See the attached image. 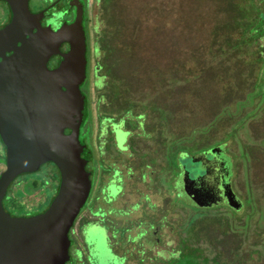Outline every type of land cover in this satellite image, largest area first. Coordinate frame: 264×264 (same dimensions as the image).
<instances>
[{
	"label": "flooded vegetation",
	"instance_id": "af4514ba",
	"mask_svg": "<svg viewBox=\"0 0 264 264\" xmlns=\"http://www.w3.org/2000/svg\"><path fill=\"white\" fill-rule=\"evenodd\" d=\"M97 1L28 0V10L31 14L42 13L41 27L49 26L52 31L72 24L81 13L89 55V11L91 4L95 8ZM11 18L10 7L0 1V29ZM67 50L68 44L60 48L61 54ZM60 60L59 56L50 58L47 68L55 69ZM99 111L95 131L88 125L86 112L80 127L79 141L85 146L81 157L86 160L91 188L69 232L66 264H180L181 261L184 264H243L238 235L222 227L223 221L207 218V213L220 208L237 216L245 203L233 189V173L224 153L225 146L181 157L180 139L166 145L161 130H145L146 113L135 118L125 114L106 117L100 116ZM132 120L133 126L130 125ZM217 148L221 151L211 155L210 151ZM166 152L175 156L171 167ZM4 161H0V165H4ZM56 173L53 172V176L57 181L45 187L47 195L42 205L50 204L56 195L57 169ZM24 176L28 175L18 179ZM228 188L239 209L228 205L225 195ZM6 199L7 194L3 208L10 214L4 206ZM10 207L20 210L14 201ZM42 212H34L29 217ZM202 224L207 227L200 229Z\"/></svg>",
	"mask_w": 264,
	"mask_h": 264
},
{
	"label": "rangeland",
	"instance_id": "374dc122",
	"mask_svg": "<svg viewBox=\"0 0 264 264\" xmlns=\"http://www.w3.org/2000/svg\"><path fill=\"white\" fill-rule=\"evenodd\" d=\"M236 1L238 6L245 5L253 11L263 7L260 0ZM227 4L228 2L225 1L220 7V2L217 0H114L108 17H103L99 9L91 4L89 11L90 66L94 68L96 62L92 56V50L97 42L93 31V17L97 16L98 20L106 19L103 20V26H100L101 31L112 22H121L124 17L125 21H128L129 28H122L124 35L111 37L110 42L118 45L115 43L125 41L135 46L133 56L142 64L128 63L122 73L133 74L135 69L131 66L134 64L138 69L133 74L135 79L131 87L137 86L140 93L149 96L143 100L146 102L137 104L132 118L144 113L143 107L149 106L153 101L158 102L171 112L167 116V122L159 121L158 114L151 113L147 108L144 127L147 132L161 130L166 145L179 139H183L181 144L183 147H191L198 141L207 145L219 144V142L225 144L223 149L231 164L233 189L245 203L242 212L237 216L231 215L225 208H220L211 214L207 213V218L223 221L222 227L231 229L233 235H238L241 254L245 260L243 264H264V104L259 111L251 114L252 117L246 120L243 127L235 126L253 110V106L249 103L241 109L235 108V104L243 100L245 93L252 91L255 72L256 75L261 69L264 72V63L259 64L255 61L264 54V39L255 40L241 47L240 50H231L228 43L239 38L240 31L237 30L229 34L218 32L217 41H215L216 28L221 27L220 23L225 24L224 21L227 23L225 14L219 15L218 9L226 8ZM131 20H136L138 27L142 26L143 30L138 34L129 33L130 27H134L130 23ZM155 25L165 27L167 32H162L161 35L153 32ZM206 48L207 55L204 53ZM118 54L120 56V53ZM130 55L125 56L126 61ZM194 56L205 60L206 70L197 67V63L194 64L192 61ZM170 65H172L171 70L176 69L179 75L183 74L189 81L193 82L192 77L200 74L202 78L207 77V82L198 91H194L193 87L191 91L184 92L187 91L185 83H170L169 80L172 78L171 70L169 71ZM203 69L207 73L202 75ZM95 81V75L90 70L86 84L82 88L89 103L88 125L93 131L97 126L95 124L98 109L101 110L103 107L100 97L106 98L105 104L108 103V109L115 107L118 102L116 99H107L109 92L107 87H101L100 83L95 85ZM165 87L169 88V91H163ZM154 88L157 90L155 91ZM196 93L199 95L201 93L200 96L203 98H195ZM228 97L233 98L234 101H227L228 108L224 109L223 113L220 109L222 115L216 119L215 124L207 125L219 107L226 104L224 101ZM119 115L114 114V116ZM133 123L132 120L130 125L133 126ZM158 124H163V127ZM242 151L248 154L246 162L240 156ZM165 155L171 167L175 156L167 152ZM4 158L5 149L0 145V161L3 162ZM4 170L5 166L0 165V174ZM53 172L57 175L54 167L45 165L38 173L36 172L37 174L24 176L25 178L21 180L16 179L7 191V199L4 201L5 209L12 215L28 217L34 212L38 213L44 208L47 209L49 204L42 205V203L46 201V188L51 186L55 179L57 181L56 176L54 179ZM10 197L21 211L10 207L13 204ZM250 198L253 199L252 203L247 202ZM206 227V224H202L200 229ZM217 228L219 229L220 226ZM200 247L203 249V245ZM201 251L204 254L203 250ZM180 264H184V261Z\"/></svg>",
	"mask_w": 264,
	"mask_h": 264
},
{
	"label": "water",
	"instance_id": "95a60500",
	"mask_svg": "<svg viewBox=\"0 0 264 264\" xmlns=\"http://www.w3.org/2000/svg\"><path fill=\"white\" fill-rule=\"evenodd\" d=\"M0 1L12 12L10 22L0 29V143L5 149L0 264H66L69 232L91 188L81 157L85 146L79 141L85 116L81 85L87 68L82 14L52 31L41 27L42 13L29 12L28 0ZM63 44L68 50L61 54ZM54 56L61 60L49 70L48 61ZM217 151L221 148L210 154ZM45 164L59 173L56 195L39 215L12 217L3 208L8 189L20 176L34 174ZM225 195L228 205L239 209L229 188Z\"/></svg>",
	"mask_w": 264,
	"mask_h": 264
},
{
	"label": "trees",
	"instance_id": "16d2710c",
	"mask_svg": "<svg viewBox=\"0 0 264 264\" xmlns=\"http://www.w3.org/2000/svg\"><path fill=\"white\" fill-rule=\"evenodd\" d=\"M114 0H98L95 8L99 9V12L103 17H108V12L110 9H112V4ZM226 0H217V2H220V7L224 5ZM228 4L226 8H220L218 9L219 15L225 14L227 18V23L226 21L225 24H221V27H217L216 31L214 32L215 35V41H217L218 37V32H226L227 34L231 32H236L237 30L240 31V36L238 39L235 41H230L228 44L230 46V49H238L240 50L241 47L247 46L249 43L254 42L255 40H261L264 39V0L262 2L263 7L261 9H254L250 10L247 8L245 5L243 7H240L236 4V0H227ZM218 4V3H217ZM219 5V4H218ZM126 18V17H125ZM111 19V18H110ZM103 20L106 19H101L98 20L97 16L93 17V31L95 33V38L96 41L94 48L92 50V56L96 60L94 64V68L92 66L91 68V63H90V58H91V52L89 55H87V68H86V79L85 82L81 85V92L85 97V112L88 114L89 110V103H88V98L82 88H84V85L86 84L88 75L90 73V70L94 73L95 78L97 83H100L101 86L107 87V90L109 91L107 94V99L111 98V100H117L118 102L116 103L115 107H110L108 109V103L106 98L101 97L102 101L101 103L103 104V107L101 111H99L100 116H106V117H111L114 114H121L123 115H132L134 116L135 112V107H137V104L143 103L146 101H143L147 99V95L140 93L141 91L138 89L137 86H132L131 83H133L135 77L133 74L136 73L135 70L138 68L134 66V64L131 66L135 70H133V74H129L127 72L122 73L123 68L125 67L126 64L128 63H133L137 62L139 64H142L141 62L137 61L136 57L133 56L135 53V46L131 43L127 42H116L114 45L111 44L110 38L111 37H120L124 35L122 33V28H129L128 21L126 22L124 17L121 22L115 21L112 22L111 25L107 26L105 29L102 31L100 30V26H103ZM130 23L134 25V27H130V32L132 35L133 34H138L142 28L140 25L139 27L137 26L138 23H136V20H131ZM163 26L155 25L153 26V32L158 33L159 35L167 32V29ZM226 30V31H225ZM125 38V37H123ZM120 53V56L119 54ZM205 55H207V48L204 49ZM131 54L128 61L125 59V56ZM122 55V56H121ZM194 64L197 63V67L199 66L200 68H204L205 70L207 69L205 64V60L203 61L202 59L198 57H193ZM203 61V62H201ZM255 61L257 63H264V54L260 55ZM182 65V64H180ZM172 65L169 67V71L171 70ZM142 69V68H141ZM153 69V68H152ZM203 69L202 75L204 73H207ZM174 70H171L170 75L172 78H170L169 81L172 84H178L179 82L187 85V91L184 92H189L191 91V88L194 87V91H198L199 88H201L206 82H207V77H201L200 74L194 75L192 77V81H189L183 74L179 75L178 72ZM168 71V70H167ZM174 71V72H173ZM100 72L102 74H100ZM100 74V75H99ZM179 75V76H178ZM254 75V74H253ZM178 76V77H177ZM217 76V75H216ZM254 81L252 82V91L245 93V96L243 100L237 101L235 104V108L237 107L238 109H241V107L245 106L247 103L251 104L253 106V110L251 113H248L245 118L242 120H239L236 127L240 126L243 127L244 123L246 122L247 119H249L251 114L253 112H257L260 110V107L262 104H264V72L262 69L257 73L255 72L254 76ZM163 80L167 82L166 79L163 78ZM245 81H248L245 79ZM159 89V88H158ZM156 91L157 89L154 88ZM163 91L167 92L169 91V88L167 89L166 87L163 89ZM202 93V92H201ZM200 93V95H201ZM198 93H196V97H201ZM225 100V99H224ZM231 100L230 102L234 101L233 98L228 97L224 103V106L221 105L218 109V111L214 114L213 118L207 125H214L216 119L219 118L222 114L220 113V109L223 113V110L228 108L227 101ZM204 101V99L202 100ZM165 106H162L158 102H152L149 106L143 107L144 113H146V109L148 108L151 113H157L158 114V120L162 122H167V116L171 114L170 111L164 108ZM264 107V106H263ZM120 112V113H119ZM85 113V114H86ZM142 114V113H141ZM161 127H163V124H160ZM159 125V126H160ZM199 127V126H198ZM194 132V130H193ZM183 143V139L179 140L180 144V152L181 157H185L189 153V155H197L199 153H202L206 149L209 150L210 148L216 147V146H224L225 144H214V145H207V143H201V142H195L192 144V146H187L183 147L181 144ZM186 150V151H185ZM244 161L246 162L248 154L244 151H242L240 155ZM264 157V154H263ZM30 175V174H29ZM247 202L252 203L253 199L250 198Z\"/></svg>",
	"mask_w": 264,
	"mask_h": 264
}]
</instances>
